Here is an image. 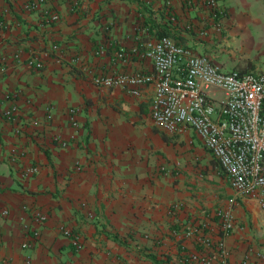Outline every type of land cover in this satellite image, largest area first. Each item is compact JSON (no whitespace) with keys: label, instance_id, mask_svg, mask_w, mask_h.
<instances>
[{"label":"crops","instance_id":"1","mask_svg":"<svg viewBox=\"0 0 264 264\" xmlns=\"http://www.w3.org/2000/svg\"><path fill=\"white\" fill-rule=\"evenodd\" d=\"M26 1L0 0V264H193L183 257L202 251L200 235L214 256V212L233 196L216 160L192 129L153 124L152 83L134 96L92 78L152 73L140 44L160 36L222 71H264V0H221L214 18L203 0H41L34 10ZM33 57L39 69L26 65ZM208 94L222 98L216 88ZM13 104L17 118L8 121L1 111ZM12 149L23 155L11 160ZM28 165L37 172L22 178ZM234 201L227 262L250 251L248 264H264V208L247 196ZM189 226L197 231L184 236Z\"/></svg>","mask_w":264,"mask_h":264},{"label":"built area","instance_id":"2","mask_svg":"<svg viewBox=\"0 0 264 264\" xmlns=\"http://www.w3.org/2000/svg\"><path fill=\"white\" fill-rule=\"evenodd\" d=\"M40 1L27 0L24 7L34 10ZM220 1H202L203 5L211 10L213 18L223 12ZM48 17L50 20L57 19L55 14H49ZM212 25L218 30L219 19L213 21ZM140 45L139 56L150 60L152 73L103 74L94 76L92 82L104 88L123 87L134 96L138 94L140 86L152 83L150 118L153 124L168 133H175L187 127L200 138L204 148L225 174L233 196L214 212L219 232L214 244V256L207 250L209 240L200 235L196 239L203 247L202 251L189 252L183 258L193 264H228L225 238L234 228L235 197H251L264 208V71H222L206 55L197 54L176 44L168 36L148 38ZM52 48L56 51L55 46ZM115 55L122 62L127 59L122 49ZM26 65L39 69L42 62L33 57L26 61ZM3 70L4 67L0 66V75ZM214 88L222 92L221 99H215L208 94V91ZM17 93L13 92L12 96ZM75 113L76 109L73 107L66 110L69 125L74 129L77 127ZM17 114L18 108L14 104L1 111V116L8 121H15ZM46 117L49 118L50 115L47 113ZM69 137H74V133ZM60 146H66V142L60 140ZM22 155V150L12 149L8 153L13 161ZM36 172L37 166L28 165L22 168L21 176L26 178ZM177 206L179 204L174 205ZM1 214L5 215L6 210H2ZM32 216L39 223L45 218L38 211H34ZM60 231L69 238L75 249L81 248L77 234L63 227ZM195 231L197 229L189 226L183 231V235L191 236ZM25 246L26 243H22V247ZM250 254V251L245 253L239 264H248ZM253 255L256 259L262 257L259 252H254ZM25 263H28L27 259Z\"/></svg>","mask_w":264,"mask_h":264}]
</instances>
